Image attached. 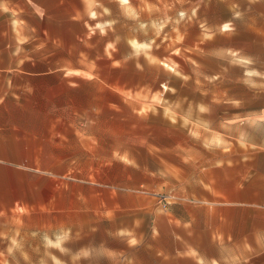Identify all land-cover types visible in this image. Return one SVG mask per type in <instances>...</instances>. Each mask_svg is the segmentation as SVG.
<instances>
[{
    "label": "rangeland",
    "instance_id": "374dc122",
    "mask_svg": "<svg viewBox=\"0 0 264 264\" xmlns=\"http://www.w3.org/2000/svg\"><path fill=\"white\" fill-rule=\"evenodd\" d=\"M21 2L42 17L47 11L60 18L63 10L53 38L23 40L15 82L16 89H38L32 100L79 120L87 145L103 154L69 159L84 172L71 173L70 181L85 183L87 193L90 185L104 192L118 185L126 193L144 166L164 167L172 182L195 163L190 150L201 147L206 103L219 100L222 71L243 84L253 74L251 63L261 59L264 0ZM154 145L163 148L159 156L149 151ZM11 181L0 172V193ZM77 217L7 208L0 214V264H134L122 254L86 253L72 227ZM56 218L69 228H56Z\"/></svg>",
    "mask_w": 264,
    "mask_h": 264
},
{
    "label": "crops",
    "instance_id": "0c3cea01",
    "mask_svg": "<svg viewBox=\"0 0 264 264\" xmlns=\"http://www.w3.org/2000/svg\"><path fill=\"white\" fill-rule=\"evenodd\" d=\"M21 3L0 0V172L13 179L0 193V214L21 208L66 220L75 212L72 227L86 253L122 254L128 263L264 264V44L243 84L222 71L220 98L206 103L201 147L190 150L195 163L172 182L164 167L144 166L126 193L118 185L105 192L90 185L87 193L85 183L70 181L84 172L69 159L103 154L87 145L79 120L32 100L38 89H16L15 82L23 40L53 38L63 10L60 18L47 11L42 17ZM162 149L149 151L159 156ZM65 220L56 218L55 227L69 228Z\"/></svg>",
    "mask_w": 264,
    "mask_h": 264
}]
</instances>
